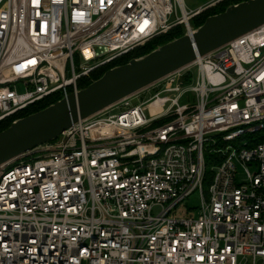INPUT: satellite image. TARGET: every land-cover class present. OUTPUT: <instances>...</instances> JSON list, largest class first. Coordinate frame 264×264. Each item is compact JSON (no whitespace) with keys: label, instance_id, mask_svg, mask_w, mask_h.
Returning a JSON list of instances; mask_svg holds the SVG:
<instances>
[{"label":"built area","instance_id":"1","mask_svg":"<svg viewBox=\"0 0 264 264\" xmlns=\"http://www.w3.org/2000/svg\"><path fill=\"white\" fill-rule=\"evenodd\" d=\"M224 1L0 0V122ZM0 264H264V24L0 164Z\"/></svg>","mask_w":264,"mask_h":264},{"label":"water","instance_id":"2","mask_svg":"<svg viewBox=\"0 0 264 264\" xmlns=\"http://www.w3.org/2000/svg\"><path fill=\"white\" fill-rule=\"evenodd\" d=\"M264 24V0H246L209 16L193 37L175 38L113 67L77 94L14 121L0 132V164L56 140L74 121L100 113Z\"/></svg>","mask_w":264,"mask_h":264},{"label":"trees","instance_id":"3","mask_svg":"<svg viewBox=\"0 0 264 264\" xmlns=\"http://www.w3.org/2000/svg\"><path fill=\"white\" fill-rule=\"evenodd\" d=\"M242 1H246V0H226L224 2H221L217 6H215L211 9L205 11L204 13L196 16L192 22L194 25L200 26L206 21V19L209 16L221 13V12L225 11L230 5H232L234 3H240ZM183 35H184L183 26H181V25L176 26L167 34H162L160 36H157L156 38H154L151 41H149L148 43H146L144 46L138 47L134 51H132L129 54H126L123 57L117 59L116 61L109 64L108 66L102 67V68L94 71L90 77H86V78L81 79L79 84L82 88L87 87L89 84L92 83V81L97 80L101 76H103V74L106 71H108L109 69L116 67V66H119V65L126 64L133 58L141 57L145 54H148L151 51H153L154 49H156L158 46L163 45V44H165V43H167V42H169L175 38L181 37ZM163 37H167L168 39L159 43V40ZM60 98H61L60 96H56L53 98H48V99L41 101L35 105H32L29 108H27L26 110L20 112L18 117H26L32 113L38 112V111L50 106L51 104L57 102ZM12 123H13V119H8V120H5L3 122H0V132L7 129ZM213 156H214V153L209 152V151H207L205 154L206 166H207L206 177H205V188L206 189L210 185V182H211V179L213 176V172H214L213 166L216 164V161L214 160Z\"/></svg>","mask_w":264,"mask_h":264},{"label":"rangeland","instance_id":"4","mask_svg":"<svg viewBox=\"0 0 264 264\" xmlns=\"http://www.w3.org/2000/svg\"><path fill=\"white\" fill-rule=\"evenodd\" d=\"M208 0H185V3L187 7L195 9L198 8L201 5H204ZM168 39L167 37H163L159 40L160 42L165 41ZM151 95V93H147V95L144 98H148ZM141 101L139 98H134L133 99V104H137ZM241 177H244L243 174H241ZM202 199H201V193L199 190L194 192L187 200H186V205H188L190 208L196 209L198 211V208L201 207Z\"/></svg>","mask_w":264,"mask_h":264}]
</instances>
